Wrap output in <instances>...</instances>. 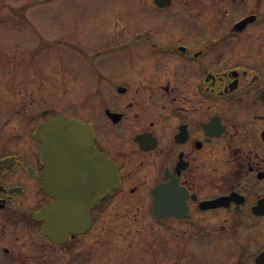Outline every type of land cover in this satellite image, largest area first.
<instances>
[{"label": "flooded vegetation", "instance_id": "1", "mask_svg": "<svg viewBox=\"0 0 264 264\" xmlns=\"http://www.w3.org/2000/svg\"><path fill=\"white\" fill-rule=\"evenodd\" d=\"M73 48L89 64L83 95L76 78L20 84L0 112V264H80L94 242L161 225L153 264H264V0H145L109 23L105 48ZM57 118L90 124L120 181L86 232L56 242L34 133Z\"/></svg>", "mask_w": 264, "mask_h": 264}, {"label": "rangeland", "instance_id": "2", "mask_svg": "<svg viewBox=\"0 0 264 264\" xmlns=\"http://www.w3.org/2000/svg\"><path fill=\"white\" fill-rule=\"evenodd\" d=\"M144 1L0 0V112L10 114L13 100L21 97L20 84L56 86L62 79L76 78L83 95L89 64L73 46L105 48L109 23L137 18ZM145 218L146 224L154 223L149 213L140 215ZM135 228L143 226L131 229ZM164 229L157 226L131 242L125 236H114L113 242H94L91 257L87 254L80 259L86 261L83 264H153L161 250L159 233Z\"/></svg>", "mask_w": 264, "mask_h": 264}, {"label": "water", "instance_id": "3", "mask_svg": "<svg viewBox=\"0 0 264 264\" xmlns=\"http://www.w3.org/2000/svg\"><path fill=\"white\" fill-rule=\"evenodd\" d=\"M35 137L43 154L48 151V193L56 199L48 210L50 229L56 232L59 219L65 233L84 231L90 207L118 183L115 166L94 146L91 128L79 121L41 124ZM162 210L154 206L157 217L170 213L167 206Z\"/></svg>", "mask_w": 264, "mask_h": 264}]
</instances>
